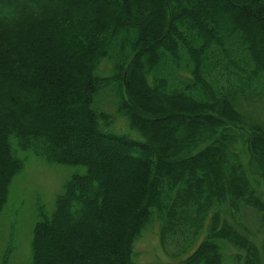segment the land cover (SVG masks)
Masks as SVG:
<instances>
[{
  "label": "trees",
  "instance_id": "1",
  "mask_svg": "<svg viewBox=\"0 0 264 264\" xmlns=\"http://www.w3.org/2000/svg\"><path fill=\"white\" fill-rule=\"evenodd\" d=\"M47 1L0 0V214L19 154L84 172L38 204L30 264H135L154 223L163 245L198 240L182 264H224L226 246L257 264L237 216L264 204L236 146L264 185V125L243 108L264 101V0Z\"/></svg>",
  "mask_w": 264,
  "mask_h": 264
},
{
  "label": "rangeland",
  "instance_id": "2",
  "mask_svg": "<svg viewBox=\"0 0 264 264\" xmlns=\"http://www.w3.org/2000/svg\"><path fill=\"white\" fill-rule=\"evenodd\" d=\"M62 1L66 6L74 5L69 0ZM229 1L228 4L234 5V1ZM60 3L62 4L59 0L47 1V4L57 7V10L60 9ZM22 13L25 15V11H23L20 16ZM5 16L11 15L0 12V18ZM100 69L102 75L109 73L107 63H102ZM100 101L101 108H104L113 117L115 109L113 101L105 97ZM243 108L249 116L264 125V112L261 110L264 108V101L260 104L244 103ZM112 127L117 131H119L118 129L124 132L126 130L125 122L116 116L113 118ZM236 152L240 155L249 185L260 196L264 204L263 181L259 178L256 165L251 164L246 145L242 141L237 144ZM19 157L23 161V170L10 185L7 203L0 214V264H2L4 254L9 246L12 248L9 253V264H30V242L32 229L37 219L38 204L43 206L46 214H51L54 210L55 198L62 192L64 184L72 175L84 172L79 167L48 165L28 153H21ZM261 215L259 216L252 209H247L237 216L240 227H244L243 229L248 232L249 241L257 256V264H264V216ZM243 216H245L244 219ZM225 217L232 221L229 216ZM158 226V223H154L148 227L134 244V263L182 264L192 252L193 247L198 244V240L189 249V253L182 249L187 244L179 237L170 238L168 243L163 245L159 239ZM188 245L191 246V244ZM246 256L247 254L239 252L231 246H226L224 264H245Z\"/></svg>",
  "mask_w": 264,
  "mask_h": 264
}]
</instances>
